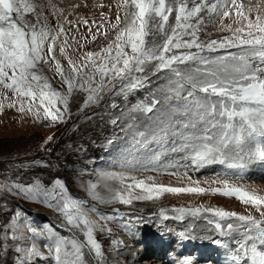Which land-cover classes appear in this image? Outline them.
<instances>
[{
	"label": "snow or ice",
	"instance_id": "1",
	"mask_svg": "<svg viewBox=\"0 0 264 264\" xmlns=\"http://www.w3.org/2000/svg\"><path fill=\"white\" fill-rule=\"evenodd\" d=\"M117 8L115 23L109 21L116 31L114 39L99 52L85 53L78 64L67 55L70 45L64 27H51L34 0H0V97L9 98L11 93L16 99L8 106L30 113L36 123H64L66 114H70L69 101L74 92L87 93L84 107L99 103L106 92L127 98L144 86L149 72L169 70L175 77L169 92L179 100L168 118L160 120L149 132L136 131L133 139L140 138L137 144L158 142L162 147L171 144L172 153H183L181 158L196 168L218 163L236 169L243 167L246 159L264 162V14L259 13V8L254 19L250 16L252 9L246 12L240 0H121ZM173 13L174 24L170 23ZM216 18L221 20L222 30L232 35L221 41H201L197 32ZM225 18H232L238 26L224 25ZM82 22L89 24L86 19ZM101 28L103 25L97 26L91 39L98 35L107 38L108 33L100 31ZM57 47L67 58L68 69L56 59ZM229 48L238 51L214 58L201 55L205 50ZM178 65H185V69ZM42 66L54 68L61 88L66 91L53 87ZM164 99L169 96L165 95ZM160 102L154 96L150 104H141L137 110L151 113ZM3 107L0 103V110ZM256 137L262 142L259 146L255 144ZM52 139L51 136L45 139L41 148L50 151L46 145ZM246 139L252 141L247 153L243 148ZM159 159V154L153 153L146 162L122 165L126 171L105 173L101 181H117L120 185L115 188L104 183L110 193L108 199L99 195L96 183H90L87 190L94 199L124 205H131L134 200L157 199L164 193L209 191L200 187L198 181L196 186L172 187L147 183L152 177L137 178L135 173L156 170L154 165ZM177 166L178 162L163 168ZM183 175H187V169ZM213 182L222 187L210 189L212 193L234 197L251 206L258 216L222 208L174 207L171 218H203L208 225H214L219 236L234 239L235 246L228 257L231 264H264V194L236 186L228 178L218 177ZM53 184L56 187L49 189L39 180L24 185L9 178L0 182V192H14L26 199L47 202L49 206L55 204L66 226L84 239L78 235L69 239L55 230L37 232L35 228H28L26 234L17 223L21 216L17 211L0 229V251L14 250L18 256L23 253V264H28L40 255L37 246L32 243L22 248L18 242L40 237L44 246L52 250L55 264H90L86 257L93 255L97 264H102L104 253L95 232H111V229L92 219L90 213L96 209H89L86 202L68 195L62 181L57 179ZM159 215L165 220L170 218L164 209ZM183 264H193L192 258H186Z\"/></svg>",
	"mask_w": 264,
	"mask_h": 264
},
{
	"label": "rangeland",
	"instance_id": "2",
	"mask_svg": "<svg viewBox=\"0 0 264 264\" xmlns=\"http://www.w3.org/2000/svg\"><path fill=\"white\" fill-rule=\"evenodd\" d=\"M34 2L38 5V11L47 17L51 27L57 25L64 27L70 45L66 49L67 55L78 64L85 53L99 52L116 35V31L111 28V23H115L118 12L117 5L121 0H34ZM240 2L244 4L246 12L248 8L252 9L251 18L254 19L258 14V8L259 13L264 14V0H240ZM174 15L175 13L170 17V23L173 24ZM30 18L35 19V17ZM85 19L89 22L87 26L82 22ZM93 21L95 24L92 23ZM223 24H231L233 28L238 26L233 23L232 18H225ZM99 25H103L100 31L107 32L108 36L105 38L103 35H98L93 40L91 39L92 32H96ZM89 28L92 29L91 32ZM197 35L201 41H221L230 37L232 32L226 29L222 30L221 20L216 18L213 22L202 26ZM64 38L62 37V39ZM192 51L197 50L192 49ZM237 51L238 49L235 48L217 49L215 52L205 50L201 55L214 58ZM55 55L63 67L68 69L67 58L60 54L58 47ZM188 63L191 65L192 62ZM42 67L44 75L49 78L53 87L62 92L66 91V88H61L60 79L55 75L54 68L49 70L47 66ZM176 67L185 69V65ZM98 79L99 77H97ZM174 80L175 77L169 70L155 74L149 72L144 86L131 92L127 98L113 92H106L99 103L88 107H84L83 104L87 93L74 92L69 101L70 114H66L64 123L57 124L36 123L30 113H21L17 107H9L8 104L16 99L11 93H9V98L0 97V103L4 104L3 109L0 110V182H5L10 178V180L28 185L39 180L49 189H53L56 187L53 184L54 180L62 181L68 195L86 202L87 208L96 209V212L90 213L92 219L111 229V232H95V237L102 245L104 253L102 264H136L139 261L150 259L152 256L151 253L145 254V248L139 242L143 237L138 242H130L131 240L124 231L114 224L116 221L114 210L121 211L125 218L127 216L130 220H134L139 225L141 233L142 230L146 232L144 242H147L150 237L157 236L156 233H159L167 241V234L171 233L176 235L175 239L182 235L192 236V238L197 236L199 239H208L215 235L214 225H208L206 219L185 217L183 220H177L171 218L174 215L171 209L174 207L222 208L235 211L238 214L251 213L258 216L251 206L243 204L234 197L212 193L210 189L222 187L219 183L213 182L219 177L228 178L236 186L264 194V179L255 178L245 171L242 172V168L230 169L224 176L216 170L214 171L216 173H207L204 168L197 170L192 166L195 168L193 169L188 161L181 158L183 153L170 151L171 144H165V148L160 149L161 145L158 142L137 144L136 140L140 138L133 139L137 130L147 133L160 120L168 118L170 111L179 100L169 92ZM165 95H168L169 99L165 100ZM154 96L161 102L155 106L153 112L146 114L137 110L141 104H150ZM112 104H115L116 107H112ZM113 120L116 123H112ZM49 136L53 137L52 141L46 145L50 151H45L41 145ZM250 145V142L246 140L243 148L249 150ZM143 146L151 149V154L159 152L160 156L177 161L178 167L160 170L156 168L155 164L156 170L154 171L135 173L138 179L152 177L151 181L146 180V182L172 187L196 186L195 182L198 181L200 187L209 189V191L204 194L164 193L153 200H134L131 205L118 202L104 203L94 199L87 190L88 185L96 183V191L102 198L108 199L110 193L104 187V183L115 188H119L120 185L117 181H101V177L109 172L126 171L127 169L122 168V165L127 162H146L147 158L141 160L135 157V154L137 156L145 152L141 149ZM34 161H40V163H33ZM18 164H26L27 167L17 168ZM220 167L222 165L218 164L217 169L221 170ZM186 169L187 175L184 176ZM174 172L178 174H171ZM130 182L126 181V183ZM136 191L139 192V189ZM161 209L168 212L169 219L165 220L159 215ZM17 211L21 213L17 223L22 225L21 230L26 234H29L28 228H35L37 232L46 233L55 230L69 239L77 235L79 239H84L82 234H78L66 226L64 218L57 211L55 204L49 206L47 202L26 199L23 195H17L14 192H0V229L4 227L5 222L10 221ZM122 220L117 221L122 222ZM197 227L202 228L204 232ZM152 228H156V230L149 233ZM8 242L12 243L11 240ZM18 243L22 248L25 245L31 246L32 243L37 246L40 255L33 257L28 261V264H55L52 250L44 246L40 237ZM153 244L156 246L157 240L153 241ZM162 257L163 255H160L157 261H160ZM86 259L90 261V264H97L94 255L86 257ZM0 264H23V253L18 256L14 250L0 251Z\"/></svg>",
	"mask_w": 264,
	"mask_h": 264
},
{
	"label": "bare ground",
	"instance_id": "3",
	"mask_svg": "<svg viewBox=\"0 0 264 264\" xmlns=\"http://www.w3.org/2000/svg\"><path fill=\"white\" fill-rule=\"evenodd\" d=\"M91 205V204H90ZM109 215V214H108ZM112 220V219H111ZM113 220H114V218H113ZM112 220V221H113ZM195 226H196V224H195ZM198 228V227H197ZM198 229H200V231H203L202 230V228H198ZM156 230V228H152V230H150L149 231V233L150 232H154ZM174 230V229H173ZM194 231V230H193ZM161 232V231H160ZM204 232V231H203ZM206 232V231H205ZM122 234V233H121ZM146 234V232L144 231V230H142V233H141V236H140V238H142L144 235ZM157 234V237H160V238H162V236H160V234L159 233H156ZM192 234V233H191ZM152 235V234H151ZM193 235V234H192ZM176 236V235H175ZM175 236H174V234L173 233H171L170 235H168L167 234V239H168V241L169 242H171L170 243V245H172V247H173V244H175ZM130 242H134L133 240H131ZM136 242H138V240L136 241ZM164 246H161L160 248H161V250H162V248H163ZM171 247V248H172ZM145 248V254L146 255H148L149 253H152V254H154V251L152 252V250L150 249V248H147V247H144ZM159 248V249H160ZM131 249V248H130ZM143 250V249H142ZM141 252V251H140ZM157 253H159V252H157ZM130 257H132L131 255H130ZM163 258V257H162ZM160 259V258H159ZM144 260V259H143ZM158 259H156L153 255L151 256V258L150 259H145L143 262L142 261H139V263L137 262L136 264H164L162 261H157Z\"/></svg>",
	"mask_w": 264,
	"mask_h": 264
}]
</instances>
